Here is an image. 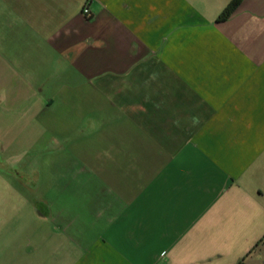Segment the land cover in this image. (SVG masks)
<instances>
[{"label": "crops", "instance_id": "obj_1", "mask_svg": "<svg viewBox=\"0 0 264 264\" xmlns=\"http://www.w3.org/2000/svg\"><path fill=\"white\" fill-rule=\"evenodd\" d=\"M232 1L0 0V137L57 123L41 178H0V264L247 263L264 0Z\"/></svg>", "mask_w": 264, "mask_h": 264}, {"label": "rangeland", "instance_id": "obj_2", "mask_svg": "<svg viewBox=\"0 0 264 264\" xmlns=\"http://www.w3.org/2000/svg\"><path fill=\"white\" fill-rule=\"evenodd\" d=\"M56 124L48 123L44 113L30 121L7 123L6 128L11 131L0 137V178H41V174H44V151L50 147V139L44 136V129L53 131ZM37 167L38 170L30 169ZM246 264H264V245Z\"/></svg>", "mask_w": 264, "mask_h": 264}, {"label": "trees", "instance_id": "obj_3", "mask_svg": "<svg viewBox=\"0 0 264 264\" xmlns=\"http://www.w3.org/2000/svg\"><path fill=\"white\" fill-rule=\"evenodd\" d=\"M242 0H233L230 5L226 8V10L221 14L218 20L223 21L226 20L240 5ZM264 245V237L263 239L256 245V250L260 248V246ZM255 250V249H254ZM238 264H244V261L239 262Z\"/></svg>", "mask_w": 264, "mask_h": 264}, {"label": "built area", "instance_id": "obj_4", "mask_svg": "<svg viewBox=\"0 0 264 264\" xmlns=\"http://www.w3.org/2000/svg\"><path fill=\"white\" fill-rule=\"evenodd\" d=\"M84 14L86 15V17H91V13L87 8L84 9Z\"/></svg>", "mask_w": 264, "mask_h": 264}]
</instances>
